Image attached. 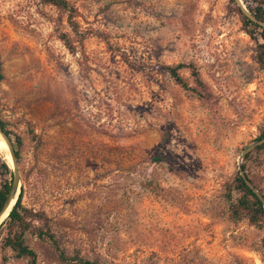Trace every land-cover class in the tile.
Masks as SVG:
<instances>
[{
  "label": "rangeland",
  "instance_id": "374dc122",
  "mask_svg": "<svg viewBox=\"0 0 264 264\" xmlns=\"http://www.w3.org/2000/svg\"><path fill=\"white\" fill-rule=\"evenodd\" d=\"M65 1L78 35L41 0H0V120L21 140L6 165L22 204L67 255L102 264H264V229L229 222L222 196L264 127L241 0ZM177 64L207 100L163 69ZM252 172L264 196V156ZM0 264L25 262L0 246Z\"/></svg>",
  "mask_w": 264,
  "mask_h": 264
},
{
  "label": "trees",
  "instance_id": "16d2710c",
  "mask_svg": "<svg viewBox=\"0 0 264 264\" xmlns=\"http://www.w3.org/2000/svg\"><path fill=\"white\" fill-rule=\"evenodd\" d=\"M230 1L234 2L233 0ZM41 2L62 12L65 15V20L70 31L75 35L79 34L73 20L74 11L65 0H41ZM241 4L243 9L237 6L235 2L234 8L239 17L241 29L255 42L254 58L258 68L264 75V29L252 20L255 19L264 23V0H241ZM180 68L182 66L177 64L175 66H165L163 69L184 91L207 100V93L199 81L197 73L191 70L196 87L191 88L178 75ZM1 81L2 73L0 65ZM0 129L7 137L12 154L14 155L13 157L17 160L21 145L20 138L10 131L2 120H0ZM28 135L37 145L38 137L32 130H28ZM262 139H264V127L260 128L257 137L253 140L254 145L242 150L240 155L241 164L238 166L245 179L260 194L262 200H259L252 190L245 185L238 171L234 173V176L230 180L223 184L222 193L227 205L226 213L229 222L232 224L246 222V224L256 229H264V196L261 194L260 186L254 178L252 168L260 165L264 156V143L255 145ZM6 164L4 160L0 159V211L13 183V172L8 169ZM22 195L23 186L20 184L19 193L6 218L0 224V246L9 252L13 259L22 260L25 264H36V254L26 244V237L31 236L49 246L55 260L59 264H102L95 260L83 259L75 251L71 255H67L59 246L53 230L52 220L48 218L43 210H33L25 207L21 202ZM261 247L264 251V240L261 241Z\"/></svg>",
  "mask_w": 264,
  "mask_h": 264
},
{
  "label": "water",
  "instance_id": "95a60500",
  "mask_svg": "<svg viewBox=\"0 0 264 264\" xmlns=\"http://www.w3.org/2000/svg\"><path fill=\"white\" fill-rule=\"evenodd\" d=\"M252 20H253L258 26H260L261 28L264 29V23H262V22H260V21H256L255 19H252ZM0 136H1V138L3 139V141L5 142V144L7 145L8 149H9V153H10L11 158L14 160V157H13V154H12V151H11L10 143H9L7 137L3 134V132H2L1 129H0ZM261 143H264V139L260 140V141L257 142L255 145H258V144H261ZM13 164H14V163H13ZM237 171H238L239 176L243 179L245 185H246L250 190H252V192L257 196V198H258L259 200H262L260 194H259L258 192H256V191L253 189V187L251 186V184L245 179V177H244V175H243V173H242V171H241V169H240L239 167L237 168ZM16 178H17V176H16V172H15L14 167H13V183H12V186H11V188H10L8 194H7V197H6L5 202H4L3 206H2V209H3V207H4V205H5L6 201H7V199H8L9 197L14 196V201H15V199H16L18 193H19V186L16 187ZM13 203H14V202H13ZM12 205H13V204H12ZM2 209H1V210H2ZM0 212H1V211H0Z\"/></svg>",
  "mask_w": 264,
  "mask_h": 264
},
{
  "label": "bare ground",
  "instance_id": "6f19581e",
  "mask_svg": "<svg viewBox=\"0 0 264 264\" xmlns=\"http://www.w3.org/2000/svg\"><path fill=\"white\" fill-rule=\"evenodd\" d=\"M8 150L9 149H8L7 145L5 144V142L3 141V139L0 136V156L3 158V160L7 163L8 166H12L13 165V159L11 158ZM13 202H14V196L9 197L7 199L3 209L0 212V224L6 218L8 211L10 210Z\"/></svg>",
  "mask_w": 264,
  "mask_h": 264
}]
</instances>
